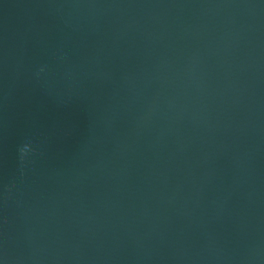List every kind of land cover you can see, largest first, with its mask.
I'll return each instance as SVG.
<instances>
[{
	"label": "water",
	"instance_id": "water-1",
	"mask_svg": "<svg viewBox=\"0 0 264 264\" xmlns=\"http://www.w3.org/2000/svg\"><path fill=\"white\" fill-rule=\"evenodd\" d=\"M0 264H264V0H0Z\"/></svg>",
	"mask_w": 264,
	"mask_h": 264
}]
</instances>
